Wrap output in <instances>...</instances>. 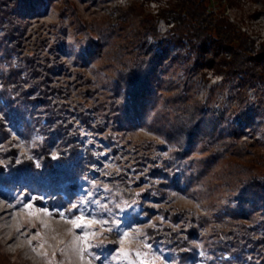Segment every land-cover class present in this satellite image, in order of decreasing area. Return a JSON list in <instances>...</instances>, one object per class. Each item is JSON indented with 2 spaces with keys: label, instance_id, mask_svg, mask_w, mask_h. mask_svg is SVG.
Returning a JSON list of instances; mask_svg holds the SVG:
<instances>
[{
  "label": "rangeland",
  "instance_id": "1",
  "mask_svg": "<svg viewBox=\"0 0 264 264\" xmlns=\"http://www.w3.org/2000/svg\"><path fill=\"white\" fill-rule=\"evenodd\" d=\"M130 1L71 0L93 24L125 20V38L134 37L139 29V16L123 13ZM61 2L19 1L16 12L23 47L11 58L18 63L24 50L38 47L48 55L51 65L44 93L59 96L67 109L62 114L79 128L75 135L82 145L79 154H70L58 127L35 100L40 90L36 74L24 66L22 80L17 78L15 85L0 53V129H4L0 165L6 176L0 180V254L11 264H181L175 248L147 230L148 225L165 223L181 230L180 221L160 211V206H173L202 220L193 236L195 256L187 264H264V195L242 199L226 161L210 158L197 143L179 167L185 178L165 191L157 189L160 177H151L148 169L149 158L175 147L164 134L174 118L167 104L177 97L204 105L203 124L207 130L214 128L219 140L231 134L229 123L236 126L237 144L230 145L233 154L264 152V84L255 81L243 93L240 81L200 68L186 43L161 45L148 36L147 45L159 65L151 95L127 97L123 88H117L108 65L88 55L71 14L61 13ZM138 2L156 14L164 0ZM211 6L217 8V0ZM224 14L255 46L264 41L260 2L235 0L225 5ZM168 26L158 20L160 33ZM115 43L123 40L108 42ZM92 85L96 92L90 91ZM110 94L122 102L126 113L112 137L105 135L111 120L104 123L105 130L93 129L83 126L80 117L85 112L92 121H105L95 107L101 98L108 105ZM241 144L250 145L245 151ZM19 153L31 156L34 163L17 162ZM44 153L52 157L53 168L45 164ZM123 177L130 178L129 187L143 190V201L125 196L113 184Z\"/></svg>",
  "mask_w": 264,
  "mask_h": 264
},
{
  "label": "trees",
  "instance_id": "2",
  "mask_svg": "<svg viewBox=\"0 0 264 264\" xmlns=\"http://www.w3.org/2000/svg\"><path fill=\"white\" fill-rule=\"evenodd\" d=\"M20 0H0V53L2 60L7 61L8 79H13L17 85L22 80L21 70L28 66L31 72L36 74V83L40 87L35 100L46 111L45 115L52 120L60 131L61 138L72 156L79 154L82 142L76 138L79 128L73 126L70 118L62 114L65 108L59 96L46 94L47 84L45 77L50 69L47 54L40 52V48L24 50L18 63L11 58L12 53H17V48H22V38L17 21L16 7ZM258 1L264 8V0ZM235 0H217V8H213V0H164L158 4L156 14L147 11L141 2L131 0L126 6L124 14L139 16V29L132 38H125L123 30L126 27L125 20L118 24L110 20H100L95 24L83 18L75 4L71 0H62L59 9L61 13L68 12L71 19L80 31L85 42L86 52L91 58L101 60L108 65L116 79L117 88H123L125 95L132 98L151 95L152 78L158 68V62L152 54L146 39L152 36L159 40L161 45L174 44L183 46L184 43L192 49L200 68L212 70L222 75L225 80H238L243 87L255 81L264 84V41L255 46L254 40L247 35L229 17L224 14L226 4L232 5ZM163 19L169 25L162 33L158 31V20ZM121 39L123 43L109 45L110 39ZM204 74V72H202ZM91 81V78H88ZM58 90V87H55ZM95 86H90V91L96 92ZM60 92V90L58 91ZM241 92V93H242ZM18 94V92L16 91ZM173 114V121L168 122L165 137L175 147L167 150L165 154L157 158H149L150 176L160 177L155 184L157 189L165 191L172 184L178 185L185 175L180 172L188 154L193 151L197 143H201L209 153L210 158L226 161L233 170L238 182L242 199L255 194L264 195V152L255 150L245 157L233 154L231 144H237V128L232 123L228 127L231 134L227 140H219L215 129L207 130L203 124L205 117L204 105L192 103L185 97H177L171 104H167ZM107 107V108H106ZM104 115L105 121H92L85 112L80 113L81 124L93 129H104V123L109 124L105 135L112 137L114 129L122 121H125L124 106L113 94H110L108 105L104 98L98 99L97 105ZM67 110V109H66ZM4 129H0L3 131ZM250 144H241L240 147L247 150ZM45 164L53 168L52 157L44 153ZM17 162L32 165L33 158L24 153L17 154ZM3 168L0 165V180L5 181ZM149 178L148 181L152 178ZM121 179V180H120ZM113 183L120 187V191L127 197L143 201V190L128 186L130 178H120ZM146 191V189H144ZM160 211L172 221L181 222V230L173 229L165 223L160 226L148 225L150 235L157 236L169 242L178 253L181 264H187L195 256L193 236L196 234L202 220L194 218L193 213L188 214L184 209L169 206H160ZM247 231L252 234L250 228ZM225 247L233 252L231 245ZM0 264H11L5 255L0 254Z\"/></svg>",
  "mask_w": 264,
  "mask_h": 264
},
{
  "label": "snow or ice",
  "instance_id": "3",
  "mask_svg": "<svg viewBox=\"0 0 264 264\" xmlns=\"http://www.w3.org/2000/svg\"><path fill=\"white\" fill-rule=\"evenodd\" d=\"M77 227H79V225H77Z\"/></svg>",
  "mask_w": 264,
  "mask_h": 264
},
{
  "label": "bare ground",
  "instance_id": "4",
  "mask_svg": "<svg viewBox=\"0 0 264 264\" xmlns=\"http://www.w3.org/2000/svg\"><path fill=\"white\" fill-rule=\"evenodd\" d=\"M16 242V241H15Z\"/></svg>",
  "mask_w": 264,
  "mask_h": 264
}]
</instances>
